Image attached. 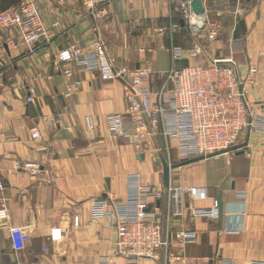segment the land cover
I'll return each mask as SVG.
<instances>
[{
	"label": "crops",
	"instance_id": "0c3cea01",
	"mask_svg": "<svg viewBox=\"0 0 264 264\" xmlns=\"http://www.w3.org/2000/svg\"><path fill=\"white\" fill-rule=\"evenodd\" d=\"M202 1L198 36L168 0H113L99 6V13L80 0H37L49 40L32 49L19 27L0 28V264H99L101 256L112 254L117 234L110 218L92 216V203L107 194L125 200L131 174L164 191L156 202L163 211L169 184L206 191L205 198L185 195L190 209L211 208L222 198L215 217L194 218L188 210L172 219V231L183 227L198 236L185 246L173 241L176 258L168 260L162 249L159 258L139 264H264V0ZM171 22L180 30L158 32ZM209 23L219 30L214 40L207 38ZM97 39L116 66L149 65L156 87L172 66V43L185 49L177 67L232 59L242 76L256 67L244 91L254 122L260 118L262 125L247 127L236 145L217 155L180 160L164 135L151 133L137 149L107 125V116L118 112L127 131L137 129L128 114L127 82L105 80L97 70L58 59L72 44L91 51ZM196 44L200 54L191 58L187 49ZM67 69L72 75L64 73ZM30 88L33 101H28ZM87 115L95 120L93 138ZM33 127L42 139L33 138ZM31 162L38 168L26 165ZM16 229L23 238L15 241ZM54 230L61 237L49 239Z\"/></svg>",
	"mask_w": 264,
	"mask_h": 264
},
{
	"label": "built area",
	"instance_id": "2783aa9c",
	"mask_svg": "<svg viewBox=\"0 0 264 264\" xmlns=\"http://www.w3.org/2000/svg\"><path fill=\"white\" fill-rule=\"evenodd\" d=\"M71 1V0H61ZM91 11L98 12V7L113 0H80ZM172 12L178 13L189 24L193 34L202 31V22L191 8V0H168ZM99 13V12H98ZM17 26L22 32L26 45L32 49L40 41H48V29L37 7V0H25L23 5L0 12V27ZM172 33L180 30V25L171 22L160 27L158 32ZM219 30L215 23L208 24V40L218 37ZM93 49L85 52L72 44L58 54L61 62H74L84 69L97 70L105 79L120 78L130 87L128 95V114L137 127L129 132L124 126L122 113L107 116L110 133L132 139L137 149H141L149 134H162L167 141V148L174 147L180 160L198 156L217 155L237 144L240 135L247 127L262 125V119L254 122V112L250 108L244 91V85L253 81L256 67L250 66L242 76L232 59L220 62L213 59L204 64L194 62L177 67L176 62L185 57V49L172 43L170 53L172 66L165 72L160 86L153 85L154 70L149 65L130 68L127 65L116 66L105 42L97 39L91 45ZM188 56L196 58L200 54L199 46L187 49ZM225 63V64H224ZM68 76L72 71H64ZM243 85V88H241ZM28 101L36 98L35 90L29 89ZM86 126L90 137L95 136V120L86 116ZM33 138L42 139L38 127L31 129ZM28 167L38 168L36 163H27ZM167 207L163 211L157 206L164 191L151 185L143 184L139 174L128 177V190L125 200L113 195L97 198L93 201L91 214L94 218L108 217L116 230L117 239L112 254L103 255L99 264H139L142 259L159 258L162 249L168 260L177 257L170 251L173 241L185 246L197 241V233L183 227L172 231L170 223L175 217H182L191 210L192 217H215L219 214V201L211 208L190 209L185 195L205 198L206 191L198 187L173 186L167 188ZM79 224V216L74 218ZM60 230H54L49 239L61 237ZM12 238L20 240L23 232L16 229ZM119 259H121L119 261ZM225 264H234L227 260ZM252 264H261L253 262Z\"/></svg>",
	"mask_w": 264,
	"mask_h": 264
},
{
	"label": "water",
	"instance_id": "95a60500",
	"mask_svg": "<svg viewBox=\"0 0 264 264\" xmlns=\"http://www.w3.org/2000/svg\"><path fill=\"white\" fill-rule=\"evenodd\" d=\"M191 8L194 11V13L197 15H203L205 13V6H204L202 0H191ZM220 62H225V61H220ZM241 88H243V85H241ZM169 171H170V167L166 165V168H165L166 183L169 180ZM219 205H220V207H222L221 196H219Z\"/></svg>",
	"mask_w": 264,
	"mask_h": 264
},
{
	"label": "trees",
	"instance_id": "16d2710c",
	"mask_svg": "<svg viewBox=\"0 0 264 264\" xmlns=\"http://www.w3.org/2000/svg\"><path fill=\"white\" fill-rule=\"evenodd\" d=\"M22 0H0V10H6L20 4ZM181 21H179L180 24Z\"/></svg>",
	"mask_w": 264,
	"mask_h": 264
},
{
	"label": "rangeland",
	"instance_id": "374dc122",
	"mask_svg": "<svg viewBox=\"0 0 264 264\" xmlns=\"http://www.w3.org/2000/svg\"><path fill=\"white\" fill-rule=\"evenodd\" d=\"M23 1V0H22ZM25 1V0H24ZM23 3L24 2H21L20 4H18V5H16V6H13V7H11V8H9V9H12V8H18V7H20V6H22L23 5ZM37 7H38V2H37ZM9 9H6V10H9ZM6 10H0V12L1 11H6ZM38 10H39V7H38ZM40 11V10H39ZM41 14V13H40ZM11 27H13V26H11ZM17 27V26H16ZM0 28H4V27H0ZM8 28V27H7ZM166 58V59H165ZM164 59H163V63H164V65L165 66H167V67H169V63H168V58L167 57H165ZM239 141V140H238Z\"/></svg>",
	"mask_w": 264,
	"mask_h": 264
}]
</instances>
